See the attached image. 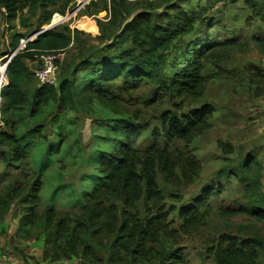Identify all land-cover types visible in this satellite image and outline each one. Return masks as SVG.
Wrapping results in <instances>:
<instances>
[{"label": "trees", "instance_id": "16d2710c", "mask_svg": "<svg viewBox=\"0 0 264 264\" xmlns=\"http://www.w3.org/2000/svg\"><path fill=\"white\" fill-rule=\"evenodd\" d=\"M73 1L0 0L1 22L13 29L19 21L25 31L11 34V42L0 57L17 50L23 39L51 23L56 13L65 14ZM243 1L250 11L246 25L264 22V0ZM211 8L212 4L179 8L175 0H91L86 12L95 17L102 11L108 14L106 19L96 17L99 32L90 35L95 43L81 39L85 34L82 30L58 26L37 35L12 58L0 105V181H4L0 221L18 201V235L29 240L42 232L47 264H186L171 212L177 211L182 232L189 233L206 225L214 202L230 198L240 197L245 202L238 209L219 207L224 219L244 214L264 222L259 162L252 161L251 156L243 160L236 175L224 169L219 178L225 175L227 182L213 180L204 185L190 204L169 209L165 204L168 197L182 201L180 189L194 183L203 169L195 155L176 144L189 143L211 128L214 106L206 103L192 107L205 87L207 57L205 51L189 48L182 63L177 54L173 59L170 56L174 48L179 53L184 51L183 40L212 20ZM72 38L80 41L78 60L63 67L65 72L56 85L40 84L27 61L44 52L65 51ZM253 41L264 53V38L255 36ZM170 65L171 74L167 72ZM214 65L219 74L232 79L246 77L254 94L264 96L263 68L251 64L238 71ZM145 85L151 86L149 103L167 105L154 121L143 119L120 103L121 92L131 93ZM50 103L56 104L57 112L78 108L92 114L99 104L120 114L107 119L104 139L111 145L94 161L91 187L78 192L80 211L41 210L42 174L28 167L29 153L17 114L29 110L31 117H37ZM29 131L42 135V126ZM219 145L224 152H232L229 144ZM207 250L216 264H258L264 236L241 238L223 233Z\"/></svg>", "mask_w": 264, "mask_h": 264}, {"label": "rangeland", "instance_id": "374dc122", "mask_svg": "<svg viewBox=\"0 0 264 264\" xmlns=\"http://www.w3.org/2000/svg\"><path fill=\"white\" fill-rule=\"evenodd\" d=\"M84 1L74 0L66 13L63 15L56 13L51 23L55 22V28L67 26L71 30H82L85 34L81 35V39L95 43L90 35L99 32L96 17L106 19L108 14L102 11L95 17L92 13L86 12L90 0L69 16ZM175 4L179 8L212 4L209 14L212 20L198 27L194 35L183 40L181 44L185 48L184 51L179 53L174 48L170 59L177 54L180 58L179 62L182 63L183 60L185 61L184 57L189 55L187 48L205 51L207 57L204 72L205 87L192 107L209 103L214 106L215 112L209 130L196 136L189 143L179 141L176 144L182 151L195 155L203 169L194 183L180 189L179 196L182 201H175L171 197L165 200L167 209L172 205L182 207L190 204L202 187L213 180L227 182L225 175L219 178L221 172L226 168L235 175L241 172L242 162L247 156H251L252 161L259 162L257 171L261 182L260 189L264 193V96L254 94L253 89L247 86L246 77L244 80L241 77L240 80L232 79L219 74L214 65L219 63L223 68L242 71L254 64L264 69V53L253 41L255 36L264 38V22H257L254 26L246 25L250 11L243 0H175ZM51 23L44 27L50 26ZM14 31L25 32L19 21L14 23L13 29H8L0 18V52L10 44L11 34ZM79 46L80 41L72 38L68 49L59 52L61 58L58 69L59 80L65 72L63 67L78 60ZM27 63L32 70H35L41 61L35 58L28 60ZM172 68L171 65L167 68L169 74ZM35 81L38 84L37 80ZM121 93V106H126L130 112L137 111L143 119L154 121L155 116L167 106L161 103H149L151 93L149 85L131 93L124 91ZM92 111V114H88L75 108L57 112L56 104L50 103L37 117H31L29 110L18 112L20 135L29 153L28 167L42 174L41 210L47 207H54L60 211L81 210L78 192L82 188L91 187L96 171L94 161L102 150L109 149L111 145L104 139L108 134L107 119L120 117V114L99 104L94 106ZM38 125L42 126V135H31L29 130ZM220 142L229 144L232 152H224L219 145ZM233 179L237 182L235 186L240 188L237 178L233 177ZM3 186L2 180L0 188ZM238 198L214 202L206 225L189 233L182 232V221L178 218L177 211L171 212L170 220L180 232L179 246L181 252L185 254L186 264H216L207 248L220 234L231 233L241 238L256 234L264 236V222L254 221L249 215L238 214L227 219L221 216L218 208L222 205L238 209V206L245 202V199ZM20 211L21 205L16 201L0 221L2 234L0 264H47L43 260L44 234L37 232L33 235L34 238L29 240L22 239L18 235ZM63 263L73 262L63 261ZM258 264H264V251Z\"/></svg>", "mask_w": 264, "mask_h": 264}, {"label": "built area", "instance_id": "2783aa9c", "mask_svg": "<svg viewBox=\"0 0 264 264\" xmlns=\"http://www.w3.org/2000/svg\"><path fill=\"white\" fill-rule=\"evenodd\" d=\"M89 2L90 0H85L83 4ZM31 40L32 39H30V41ZM22 41L23 42H21L18 51L24 49L26 47V43L29 42L27 38ZM14 55L15 54H12L11 52L10 54H6L5 56L1 57L2 60H0V105H1L4 89L8 84L7 69ZM37 58H39V60L41 61L40 65L34 70L35 77L38 80V82L40 84L56 85L58 82V69H59L57 61L61 59L59 53L44 52L41 53ZM0 119H1V112H0Z\"/></svg>", "mask_w": 264, "mask_h": 264}, {"label": "water", "instance_id": "95a60500", "mask_svg": "<svg viewBox=\"0 0 264 264\" xmlns=\"http://www.w3.org/2000/svg\"><path fill=\"white\" fill-rule=\"evenodd\" d=\"M82 5H83V3H82L81 5L79 4V6L76 7V8H75V9L69 14V16H72L74 13H76V12L78 11V9H79ZM55 26H56V24H55L54 22H52V23L50 24V26H48V27H43L40 31H36V32H34L33 34H31L30 36H28V37H27V40H28V41H30V39L34 40V39L37 37V35H39L40 33L44 32V31L54 29ZM32 40H31V41H32ZM18 49H19V48H18ZM18 49L15 50L14 52H12V54H16V52L18 51ZM7 72H8V69H7Z\"/></svg>", "mask_w": 264, "mask_h": 264}]
</instances>
